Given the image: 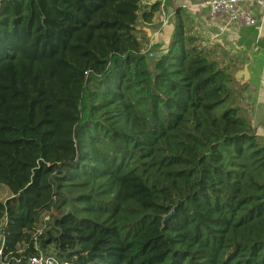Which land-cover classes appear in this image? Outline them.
Returning a JSON list of instances; mask_svg holds the SVG:
<instances>
[{
    "label": "trees",
    "instance_id": "obj_1",
    "mask_svg": "<svg viewBox=\"0 0 264 264\" xmlns=\"http://www.w3.org/2000/svg\"><path fill=\"white\" fill-rule=\"evenodd\" d=\"M157 10L2 1L0 264H264V139L236 64L179 10L156 56L139 27Z\"/></svg>",
    "mask_w": 264,
    "mask_h": 264
},
{
    "label": "crops",
    "instance_id": "obj_2",
    "mask_svg": "<svg viewBox=\"0 0 264 264\" xmlns=\"http://www.w3.org/2000/svg\"><path fill=\"white\" fill-rule=\"evenodd\" d=\"M204 1L208 0H141L143 7L156 5L158 10L151 22H141L139 30L147 39V48L157 46L166 51L175 13L178 10L184 13L203 47L216 49L236 64L235 79L246 88L245 106L252 109V126L264 139V7L242 2L241 7L252 14L253 23L238 27L228 25L224 17L212 18L207 9L198 8Z\"/></svg>",
    "mask_w": 264,
    "mask_h": 264
},
{
    "label": "built area",
    "instance_id": "obj_3",
    "mask_svg": "<svg viewBox=\"0 0 264 264\" xmlns=\"http://www.w3.org/2000/svg\"><path fill=\"white\" fill-rule=\"evenodd\" d=\"M3 0H0V7ZM242 2H251L264 7V0H208L200 3L198 8L207 9L212 18L224 17L228 25L238 27H249L253 23L252 14L241 7ZM224 29L221 28L222 32ZM2 244V239L0 238ZM31 256L27 264H56L55 259L46 253L38 250ZM1 253V252H0Z\"/></svg>",
    "mask_w": 264,
    "mask_h": 264
},
{
    "label": "rangeland",
    "instance_id": "obj_4",
    "mask_svg": "<svg viewBox=\"0 0 264 264\" xmlns=\"http://www.w3.org/2000/svg\"><path fill=\"white\" fill-rule=\"evenodd\" d=\"M9 197V192L6 188L0 186V203H3ZM1 238V235H0ZM1 245V242H0Z\"/></svg>",
    "mask_w": 264,
    "mask_h": 264
},
{
    "label": "water",
    "instance_id": "obj_5",
    "mask_svg": "<svg viewBox=\"0 0 264 264\" xmlns=\"http://www.w3.org/2000/svg\"><path fill=\"white\" fill-rule=\"evenodd\" d=\"M166 52L167 51H163V52L157 53L156 56L164 55V54H166ZM164 219L166 220V219H168V217H165Z\"/></svg>",
    "mask_w": 264,
    "mask_h": 264
}]
</instances>
